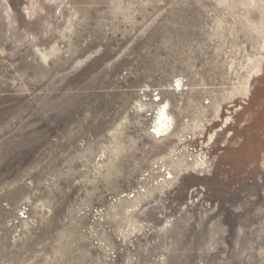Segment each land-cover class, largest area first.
<instances>
[{
  "label": "rangeland",
  "instance_id": "374dc122",
  "mask_svg": "<svg viewBox=\"0 0 264 264\" xmlns=\"http://www.w3.org/2000/svg\"><path fill=\"white\" fill-rule=\"evenodd\" d=\"M0 264H264V0H0Z\"/></svg>",
  "mask_w": 264,
  "mask_h": 264
},
{
  "label": "built area",
  "instance_id": "2783aa9c",
  "mask_svg": "<svg viewBox=\"0 0 264 264\" xmlns=\"http://www.w3.org/2000/svg\"><path fill=\"white\" fill-rule=\"evenodd\" d=\"M155 101L159 102L160 99L156 98ZM164 109H166V107H163L161 110H159V113H158L159 116ZM166 111L168 110L166 109ZM156 125L153 126L152 133L157 138L168 135L172 130V124L166 123V125L161 130H159L156 127ZM184 141L187 143V146L184 147L181 144V148L179 149L177 148V150L173 153L174 156L177 157L176 160L185 159V160H188L190 163L194 162L195 165L201 168L204 165H206V160H207L205 156L206 152H203L201 147L198 148L197 146L192 144L191 143L192 141H186V140ZM197 150H199V152ZM151 177H152V180H151ZM172 179H173V176H172V171L170 170V168L162 162H157V163L155 162L153 168L142 176V181L143 182L149 181L150 186H146L145 183H142L141 185L129 191L128 193L118 196L117 198L112 200V202L110 203V206H107V208L119 207L121 206L122 203H132L138 197H141V196H146V195L150 196L151 194H153L152 192H158L159 190H161L160 187L163 186L162 184H166L167 181H170ZM107 208L102 207L99 210H94L93 215L96 217H99L101 219L100 221H103L104 218L106 217Z\"/></svg>",
  "mask_w": 264,
  "mask_h": 264
},
{
  "label": "bare ground",
  "instance_id": "6f19581e",
  "mask_svg": "<svg viewBox=\"0 0 264 264\" xmlns=\"http://www.w3.org/2000/svg\"><path fill=\"white\" fill-rule=\"evenodd\" d=\"M169 117L165 114V112L160 116V122L158 124L159 130H161L166 123H168ZM169 124V123H168Z\"/></svg>",
  "mask_w": 264,
  "mask_h": 264
}]
</instances>
